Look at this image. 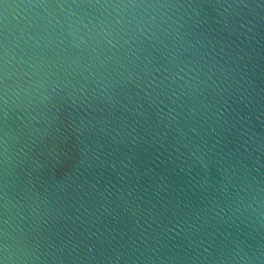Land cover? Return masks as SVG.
Listing matches in <instances>:
<instances>
[{"label": "water", "instance_id": "water-1", "mask_svg": "<svg viewBox=\"0 0 264 264\" xmlns=\"http://www.w3.org/2000/svg\"><path fill=\"white\" fill-rule=\"evenodd\" d=\"M0 264H264V0H0Z\"/></svg>", "mask_w": 264, "mask_h": 264}]
</instances>
